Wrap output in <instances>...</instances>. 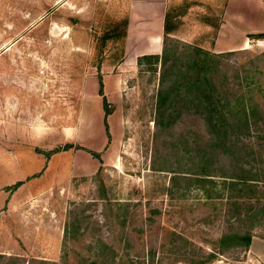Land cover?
<instances>
[{
	"label": "rangeland",
	"instance_id": "1",
	"mask_svg": "<svg viewBox=\"0 0 264 264\" xmlns=\"http://www.w3.org/2000/svg\"><path fill=\"white\" fill-rule=\"evenodd\" d=\"M262 30L264 0H0V264H264V215L241 221L248 246L218 242L230 199L260 205L264 181L220 189L233 159L218 147L216 187L192 179L210 126L186 109L170 125L157 96L177 70L138 62L165 50L183 69L192 46L220 52L223 113L241 92L257 103L256 123L232 137L263 172Z\"/></svg>",
	"mask_w": 264,
	"mask_h": 264
},
{
	"label": "trees",
	"instance_id": "2",
	"mask_svg": "<svg viewBox=\"0 0 264 264\" xmlns=\"http://www.w3.org/2000/svg\"><path fill=\"white\" fill-rule=\"evenodd\" d=\"M166 18H168L167 15ZM221 18L222 17L219 19L220 21ZM220 21L218 22L220 23ZM167 22L168 19H165L164 31L166 32L169 31ZM219 23L216 24V27L219 26ZM252 35L255 37H264V30L253 33ZM191 50V52L188 51L189 53H187L188 58L180 63L185 65V68L183 69V66L177 65V61L180 60L179 54L175 55L172 63L168 64L169 56L165 50L161 56L157 53H151L143 54L138 57V62H141V59L145 57H152L154 58V61L161 58V65L163 66L164 71L167 69L177 70V76L172 79L170 85H164L160 89L157 96V108L159 111L161 110L163 114L166 110L165 103L169 99L170 125L175 121V119H177L179 113L186 109L188 111L193 110V112L200 113L210 126L212 142L206 146L208 148L205 146L203 147L201 161L204 162V165L200 173L198 174V172H196L197 174H194L193 177H191L192 179L198 180L200 183L203 181H211L213 184L210 187L212 189L216 187L215 181L207 179L209 174L207 166L210 161V155L213 153L215 154L218 151V149H216L218 147L222 149L224 153L229 154V156L233 159L230 162L231 175H229V177H231V179H228L229 181H227V179H223L220 184V189H224L226 186L228 187L230 185L234 186L236 190H239L241 194H244L245 189L249 190L250 187L255 186V188L252 189L255 192L257 190L256 186L258 187V183L262 182V180L264 181V170L263 172L257 169L252 170V166L247 167V165L244 164L248 163L247 159L252 151V147H248L243 141L239 143L240 139L238 136L232 137V135L237 133L236 130L238 128L241 129L242 127H245L248 130L251 122L256 123L257 117H255V114L257 113V103L245 101L244 93L241 92L238 96H236L238 102L233 103V106L239 104V107L235 109L234 117L224 115L223 110L226 106L232 104V101L231 98L226 96L223 97L222 95L223 92L230 94V91L225 88V84L217 85L213 79V71L218 70L217 64L219 63V60L217 57L220 52L213 53L198 46H192ZM217 88H219L220 91H216ZM101 89L102 82H100V92ZM108 105L109 103L106 98L103 97V106L106 113L109 112ZM226 172L227 171H223L222 176L225 175ZM259 172L263 174V177L262 175H259ZM208 196L211 197L210 195ZM238 196L241 195H237V197ZM229 197H234L232 192L229 194ZM258 198L259 197L257 195L256 200ZM248 199L250 198L248 197ZM230 200L227 214L231 217L230 220H233L234 222H230L232 224L230 226V230L222 233L218 238V242L221 246L226 245L228 242H232L233 245L237 246H248L252 239V233L250 230L244 231L240 227V224L242 223L241 221H243L245 215H250V217L254 218L263 217L264 202H261V204L257 206L246 203L244 207H240V202H238L235 198ZM249 210L251 213H249ZM242 211H244V213ZM234 223L238 225V227L231 229ZM17 260V256L11 255L8 257L6 264H15Z\"/></svg>",
	"mask_w": 264,
	"mask_h": 264
},
{
	"label": "crops",
	"instance_id": "3",
	"mask_svg": "<svg viewBox=\"0 0 264 264\" xmlns=\"http://www.w3.org/2000/svg\"><path fill=\"white\" fill-rule=\"evenodd\" d=\"M151 40H154V39H151ZM149 44H151V46L153 47V43H152V41L149 43ZM153 50L154 49H152L151 51H148V52H153ZM147 52V51H146ZM155 52V51H154Z\"/></svg>",
	"mask_w": 264,
	"mask_h": 264
}]
</instances>
